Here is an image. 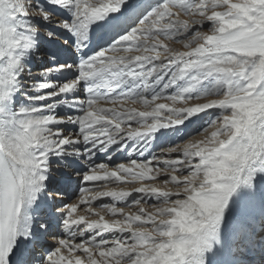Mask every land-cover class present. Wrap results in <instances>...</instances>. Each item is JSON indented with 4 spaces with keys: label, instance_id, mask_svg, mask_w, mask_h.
<instances>
[{
    "label": "snow or ice",
    "instance_id": "snow-or-ice-1",
    "mask_svg": "<svg viewBox=\"0 0 264 264\" xmlns=\"http://www.w3.org/2000/svg\"><path fill=\"white\" fill-rule=\"evenodd\" d=\"M0 264H264V0H0Z\"/></svg>",
    "mask_w": 264,
    "mask_h": 264
}]
</instances>
